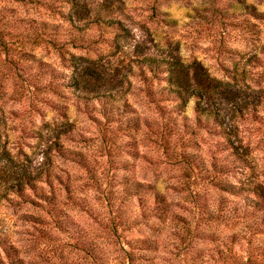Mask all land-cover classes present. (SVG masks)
<instances>
[{
  "label": "rangeland",
  "instance_id": "rangeland-1",
  "mask_svg": "<svg viewBox=\"0 0 264 264\" xmlns=\"http://www.w3.org/2000/svg\"><path fill=\"white\" fill-rule=\"evenodd\" d=\"M77 1L73 21L71 0H0V264H264L246 259L260 212L219 185L264 182V107L235 117V154L136 61L170 50L229 78L227 0Z\"/></svg>",
  "mask_w": 264,
  "mask_h": 264
},
{
  "label": "trees",
  "instance_id": "trees-1",
  "mask_svg": "<svg viewBox=\"0 0 264 264\" xmlns=\"http://www.w3.org/2000/svg\"><path fill=\"white\" fill-rule=\"evenodd\" d=\"M71 1L73 4L71 19L74 21L76 18H83L85 9L77 0ZM218 1L211 0V4L216 6ZM263 3L264 0H227L224 3L221 10L224 27L234 26L239 41L236 48L226 49L227 53L233 52L232 54L238 58L234 60V57H229L233 61V68H226L229 78L225 80L212 76L202 63L193 62L185 65L170 50L151 53L136 51L138 57L136 61L143 74L158 77L165 70L168 73L169 94L174 95L178 105L187 106L191 98H196L200 116L204 115L209 121L224 127L228 141L236 151L235 154L241 156L245 151L242 152V141L238 140L235 134L238 130L235 117L244 116L246 112L256 113L264 107V9L261 8ZM223 31L229 35L226 30ZM219 185L226 193L242 196L248 209L260 212L252 225L248 224L245 229L264 224V182L248 179L241 186L223 182ZM144 187L141 183H133L130 185V191L139 194ZM155 199L162 211L166 212L169 206L166 197L156 193ZM245 229L230 238L235 240L239 237L252 245L257 233H246ZM218 247L220 248L221 244ZM219 253L221 256L224 255L223 250H219ZM246 259L248 262L257 263L260 259L264 261V255L249 253Z\"/></svg>",
  "mask_w": 264,
  "mask_h": 264
}]
</instances>
